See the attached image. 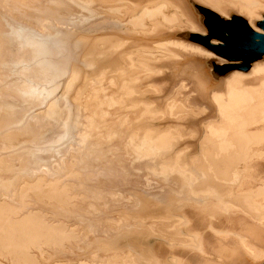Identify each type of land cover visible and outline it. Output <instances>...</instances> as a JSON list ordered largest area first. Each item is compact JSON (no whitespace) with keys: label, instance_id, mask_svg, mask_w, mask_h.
I'll return each instance as SVG.
<instances>
[{"label":"bare ground","instance_id":"1","mask_svg":"<svg viewBox=\"0 0 264 264\" xmlns=\"http://www.w3.org/2000/svg\"><path fill=\"white\" fill-rule=\"evenodd\" d=\"M33 1L13 0L9 3L11 18L0 16V83L5 82L0 89V99L10 95L24 105L23 113L17 114L13 106L8 104L6 112L10 124H20L31 110L36 114L34 122L39 123L44 120V113L52 114L49 111L51 106L66 101L69 110L66 130L69 132L64 140L65 129L62 127L63 133L50 145L55 157L51 161L43 160L36 149L29 153L41 162L42 176L38 177L39 183L44 184L46 176L51 175L47 165L56 170V176L71 168L68 163L71 153L83 161L91 139H96L98 145L106 139L117 144L104 160L97 162L96 173L99 175L117 176L118 172L125 169L120 166L114 169L112 164L116 165L120 160L129 164L134 158L150 161H136L133 176L125 172L121 175L120 181L134 184V190L119 188L111 194L109 201L112 200L113 205L120 206L122 210L116 219L107 220L109 228L106 235L114 233L117 236L110 242L96 239L94 243L88 244L96 252L91 257L97 258L98 252L103 251L112 253L106 261L115 264H165L155 247L156 242L161 240L171 247L181 246L189 254L198 257L190 264H264V178L254 188L244 192L237 190L247 178L246 165L253 159L264 158V60H254L248 71H233L222 84V89H216L214 86L218 85L213 82V75L205 70L203 61L196 62L195 54H204L208 58H219L220 55L183 40L155 41L162 36L178 35L190 40L205 39L203 36L208 33L200 19L192 9L185 10L181 3L177 4L173 0H139L138 3V0H113L128 1L135 6L133 12L136 13L123 19L124 9L129 4L104 7L100 0H46L50 7L37 8ZM230 1L239 3L250 13L256 7L260 9L256 16L250 17L229 4L222 5V11L202 1L201 4L222 18L231 19L234 14L245 17L250 28L261 36L253 38L257 41L254 42L249 37L252 33L228 29L224 43L218 40L212 43L230 44L228 47H232L234 53L248 60L264 46V0L263 3L258 0ZM170 4L176 8L172 10ZM0 8H3L1 3ZM30 9L53 17L56 25L48 31V19L34 18L28 23L41 33L29 32L25 36L21 30L15 33L11 22L16 16L27 18ZM185 18L192 23L189 28L172 29L175 24H182ZM97 19L108 26L117 27L113 28L117 30L88 34L96 30L85 32L75 29L84 22ZM150 22H155L153 30ZM126 27L129 29L124 31ZM67 30L88 34L94 40L103 39L110 48L122 46L125 40L121 39L123 34H128L135 41L133 45L136 49H155L147 43L150 40L159 47L170 49L168 46L173 45L179 48L187 54L183 63L187 66L183 67L180 61H173L171 64L176 67L174 73L184 76L198 69L194 75L203 77L201 79L205 83H200L205 85L204 94L199 98L193 97V101L208 107L209 112L204 115L206 108L188 107L187 102L180 99V88L164 105L152 100L147 94L150 90L143 86V75L151 74L152 70L137 66L136 52L124 53L125 65L113 69L101 67L97 61H87L84 80L75 89L81 72L77 68L69 70L59 59L55 42L60 33ZM170 50L174 53L172 58L181 57L180 52L177 54L173 49ZM19 65L23 69L19 68V72L13 73L12 70ZM16 74H19V80L10 81L11 75ZM106 74H111L110 79L107 80ZM244 77L248 80L242 84L240 79ZM37 86L39 91L35 90ZM86 89L88 92L83 96L82 105L80 97ZM93 99L96 107L91 112ZM104 107L107 110H103ZM82 111L83 117L80 114ZM187 113L197 117V122L217 116L203 125V134L198 142L195 134L187 137L178 127L177 120ZM108 116H112L113 120L100 129L97 121ZM52 120L50 117L49 126L38 129L31 138L33 145H39L47 137L46 134L55 128ZM36 126L33 130L29 129L28 133L34 131ZM127 127L128 135L123 139L120 135L126 133ZM117 198L120 201H116ZM211 201L225 216V223L219 229H214L208 237L188 231L190 220L181 214L185 205L194 203L204 207ZM128 208L131 210L127 211ZM236 208L242 209L253 219L233 212ZM173 237L180 240L173 241ZM171 262L183 264V258L172 256Z\"/></svg>","mask_w":264,"mask_h":264},{"label":"rangeland","instance_id":"2","mask_svg":"<svg viewBox=\"0 0 264 264\" xmlns=\"http://www.w3.org/2000/svg\"><path fill=\"white\" fill-rule=\"evenodd\" d=\"M151 1L148 0V2ZM173 1L177 4L181 3L185 10L192 9L208 34L203 36L204 40H190L187 37L178 35L173 37L162 36L155 39V41L183 40L189 44H198L220 55L219 58H208L204 54H195L198 60L196 62L203 61L205 70L213 75V82L218 85L214 86V88L222 89V84L231 76L233 71H248L254 60H264V54L246 60L234 53L233 48L228 47L230 44L227 46L226 44H222L228 37L226 35L228 29H238V31L244 33L245 28H250L248 20L245 17L234 14L231 19L222 18L201 3L204 2L219 11H222V5L229 4L238 8L240 12L247 13L250 17L256 16L260 7L254 8L253 13H250L248 10L242 8L239 3H233L230 0H201L202 2L200 0ZM258 1L263 3V0ZM12 2L13 0H0L3 6V8H0V16L6 19L11 18L9 3ZM138 2L139 0L136 3ZM33 3L37 8L50 7L46 0H34ZM100 3L104 7L116 4H129V7L124 9L123 19L136 13L133 12L135 6L128 1L100 0ZM175 8V6L171 5L172 10ZM60 10H63V8ZM27 15V18L16 16L15 20L11 22L10 25L14 28L15 33L21 30L23 36H25L29 32H40L28 23L34 18L48 19L50 21L48 31L49 28L56 25L53 17L35 9L28 10ZM101 19L84 22L75 29L85 32L96 30L88 34L105 30H117L113 29L115 26H108L102 23ZM190 23L185 18L182 24H175L172 26V29L189 28ZM149 25L152 27V30L155 28V22H150ZM164 25L170 28L168 25ZM102 28L104 29L99 30ZM126 29L129 28L126 27L124 31ZM145 32L150 31L146 30ZM88 34L67 30L60 33L55 39L59 49V59L65 63L69 70L77 68L81 72V78L75 89L84 80L87 61H97L99 66L113 69L117 66L125 65L123 59L124 53L136 52L134 56L137 66L152 70L151 74L143 75V86L150 90V93L147 94L152 100L164 105L165 102L176 94L177 89L180 88V99L186 101L188 107L206 108L207 111L204 115L209 112L208 107L198 105L193 101V97L199 98L202 93L204 94L203 87L205 85H202L205 82L204 79H201L203 77L200 75H198L199 77H195L194 75L197 74L198 69L192 70V74L184 76L174 73L176 67L171 63L173 61H180L183 64L186 61L185 57L187 54L181 52L182 50L179 48L173 45L168 46L177 54H179L178 52L181 54V57L172 58L174 57V53L169 48L166 46L159 47L153 40L147 43L151 48L155 49H136L137 47L133 45L135 41L129 38L128 34H123L121 39L125 40H123L122 46L110 48V46L105 44L103 39L94 40ZM214 40L221 41L222 43L214 44L212 43ZM139 50H143V52L140 53ZM186 66V64H183V67ZM19 68L23 69L19 65L12 72H19ZM110 75L106 74L104 76L108 80L111 77ZM181 79L185 81H181ZM16 80H19V74L11 75L10 81L15 82ZM247 80L244 77L240 79V82L245 84ZM4 85L5 82L0 83V89ZM35 90L39 91L38 86L35 87ZM87 92L88 89L80 97L82 105L83 96ZM94 102L95 99L92 100L91 112L96 107ZM8 104L13 106L17 114L23 113L25 109L23 104L10 95H6V97L0 99V264H115L116 262L106 261L107 256L112 254L111 252H98L100 253L99 257L93 259L91 256L96 252L88 244L94 243L96 239H105L110 242L116 238L117 235L114 233L109 236L106 235V231L109 228L107 220L116 219L122 209L120 206L113 205L114 202L112 200L109 201V198L119 188L133 191L134 184H123L120 181L121 175L125 172L133 176L135 175L136 161L143 163H150V161L143 159L135 160L134 158L131 161L132 163L130 162L129 164L120 160L116 165L113 163L112 168L115 169L120 166L125 169L124 171L118 172L115 177L99 175V173H96L97 162L104 160L107 153L117 146V144L114 142L110 143L106 139L98 145L96 139H91L83 161H79L77 155L71 153V156L68 157V163L71 168L58 173L56 176V170L47 165L51 175L46 176L44 184H40L38 177L42 176L40 169L41 162L35 157L30 156L29 153H33V149H36L43 160L51 161L55 157L54 150L49 148L50 145L63 133L62 127L65 129L63 133L64 140L68 135L67 132H69L66 130L69 120V110L66 106V101L64 100L62 103H56L51 106L49 111L55 114V116L46 112L43 115L44 120L37 123L34 122L35 111L32 112L31 110L20 124L8 123L6 112ZM102 109L107 110L106 107ZM63 113L64 116L62 115ZM80 114L83 117V111ZM50 117L53 119L52 122L56 129L53 128L48 132L46 134L47 137L41 140L39 145H33L34 143L31 142V138L36 135L38 129H46L49 126L48 120H50ZM216 118L217 116L197 122V117H193L187 113V115L185 114L184 117L182 116L177 120V124L187 137L192 133L195 134L197 137L196 142H198L203 134V125L211 119ZM112 120V116H108L104 120H98V127L102 129L103 125L108 124ZM34 124L37 125L35 130L28 133L29 129L33 130L35 127ZM127 129L128 127L126 128V133L120 135L123 139L128 135ZM74 137H76L75 133ZM62 151H65V146L62 148ZM246 167L248 169L246 173L247 178L237 187L239 192L254 188L264 178V158L261 160L253 159ZM92 174L94 175L91 176ZM144 196L145 194L142 193V197ZM116 201L120 200L117 198ZM91 205L95 207L93 208ZM130 210L131 208L127 209V211ZM233 212L245 214L250 219H253L252 216L240 208H236ZM181 214L190 220L187 230L196 231L204 237L211 236L214 229H219L220 225L225 223V216L213 201L204 207L196 206L194 203L186 204ZM160 235L167 237L161 233ZM173 238V241L180 240L177 237ZM86 240L89 241L87 244H84ZM155 247L165 264H172V256L183 258V264H190L192 260L196 261L198 259V257L189 254L183 247H171L168 243L161 240L156 242Z\"/></svg>","mask_w":264,"mask_h":264},{"label":"water","instance_id":"3","mask_svg":"<svg viewBox=\"0 0 264 264\" xmlns=\"http://www.w3.org/2000/svg\"><path fill=\"white\" fill-rule=\"evenodd\" d=\"M262 24H263V26H264V21H262ZM232 30H235V29H232ZM245 31L248 33V32H250V33H252V35L250 34L249 35V37L251 38V39H253V38H256V37H258V36H261V34L260 33H257V32H255V31H253L252 29H250V28H245ZM253 41L254 42H257L256 41V39H253ZM258 49V48H257ZM264 53V46L261 48V51L260 52H255V53H253L252 55H251V57H250V59H253V57H257V56H259V55H262ZM254 54H258L257 56H254Z\"/></svg>","mask_w":264,"mask_h":264}]
</instances>
